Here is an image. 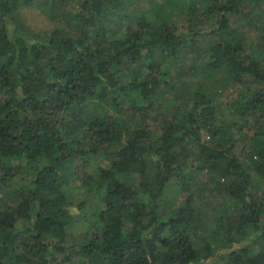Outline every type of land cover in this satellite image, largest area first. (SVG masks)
Instances as JSON below:
<instances>
[{"label":"trees","instance_id":"16d2710c","mask_svg":"<svg viewBox=\"0 0 264 264\" xmlns=\"http://www.w3.org/2000/svg\"><path fill=\"white\" fill-rule=\"evenodd\" d=\"M26 7L53 28L26 24ZM263 7L0 0V264H264ZM229 87L236 95L221 107ZM220 109L254 124L246 162ZM203 129L213 143L201 141ZM192 168L228 181L217 206L194 194L180 205L163 199ZM87 206V226L71 238Z\"/></svg>","mask_w":264,"mask_h":264},{"label":"rangeland","instance_id":"374dc122","mask_svg":"<svg viewBox=\"0 0 264 264\" xmlns=\"http://www.w3.org/2000/svg\"><path fill=\"white\" fill-rule=\"evenodd\" d=\"M142 7L143 8H149V5L146 1L142 2ZM264 8V7H263ZM202 11V9L200 10ZM22 17L25 20L26 24H28L29 26H31L32 28L38 30V31H49L50 29L53 28V23L47 18V16H45L40 9L38 8H33V7H26L23 8L21 11ZM177 18V21L180 23V25L183 26H187L188 24V19L189 16L186 12H182L180 10H177L174 16V19ZM236 16L232 17L231 21L235 20ZM212 21H208L206 24H210ZM206 25V26H207ZM241 25V24H239ZM211 35H203L201 37V40L203 42H208V40L211 38ZM253 38H255V40L257 39V36L254 35ZM191 58L188 54L186 56V64H187V70H184L185 72H187L188 74H191L194 70H193V66L197 63H191V60H187ZM189 70V71H188ZM178 72V71H177ZM182 72V71H181ZM180 72V73H181ZM181 77V75H180ZM255 85L252 86V88ZM259 88V87H258ZM257 88V89H258ZM236 95V89L232 87H229L227 89L224 90V92H222L218 98V104H220V106L222 107L221 104H225V103H229L233 97H235ZM170 96V91H168L167 97ZM162 110H160L159 107L156 108V112H153L150 117H149V123L152 129H159L160 123H159V118L162 119L163 118V112H161ZM229 112V110H228ZM228 112H226V114L224 116H222L221 114L224 113V109H220L219 110V115L218 118L220 119V121L223 123L224 126H233L234 128H237V130L234 131V133H236V137L242 138V141L240 143V145L242 146H238L237 148V153L239 155V157L243 160L245 159V153L242 152L243 150H245L246 148V144H247V140H245L244 138H247L249 136H251V130L248 127L249 126H253L254 124L250 121V123H246L245 120H241L239 119L238 116L236 115H231L228 114ZM158 116V118L156 117ZM248 124V125H247ZM242 128V132H238L239 129ZM201 141L211 144L213 143L211 140V137L209 135V133L203 129L201 131ZM195 149V155L198 153L199 148H194ZM193 156L191 158L190 163L195 164V165H199L201 162L195 161V159L197 158V156ZM106 155L102 154V155H93L91 156V161H90V165L89 167H86L87 170H89V172L91 170L96 169L97 164H99L100 162H104ZM243 162H246L243 160ZM77 165L78 162H77ZM188 179L186 181V184H181V183H171L165 191L164 194V200L167 201H173L175 202L176 205H180L181 203L184 202V200H186L188 197H190L191 195H195V199L197 201L198 198L202 199L205 207L206 208H211L212 206H217L218 203L222 202L224 200V195L225 193L223 192V185L220 183L225 184L224 186H226V183H228L227 180L225 179H221L220 182L219 181V175L217 171H212V170H203V171H196L195 169L192 168L188 170ZM139 181V180H138ZM74 185L79 186L81 185L80 182H76L74 183ZM81 187V186H80ZM199 194L197 195V192L200 191ZM79 196H82L79 194ZM93 196V195H90ZM89 196V197H90ZM92 199V198H91ZM93 203L92 200H90V205ZM89 206V205H88ZM87 206L86 209L81 210L78 213V218L77 221L75 223H73L70 226V231L72 232V236H70L71 238L76 237L78 234L82 233L85 229V227L87 226V220L84 219L85 215H81V213H84L86 210H89V207ZM77 212V209L76 211ZM212 212V211H211ZM87 217V216H86Z\"/></svg>","mask_w":264,"mask_h":264}]
</instances>
